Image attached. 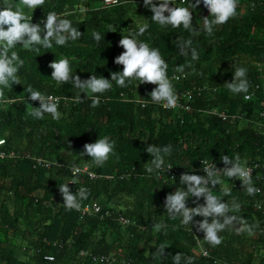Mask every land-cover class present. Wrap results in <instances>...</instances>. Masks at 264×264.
Masks as SVG:
<instances>
[{"label":"trees","instance_id":"1","mask_svg":"<svg viewBox=\"0 0 264 264\" xmlns=\"http://www.w3.org/2000/svg\"><path fill=\"white\" fill-rule=\"evenodd\" d=\"M5 3L0 0V6ZM15 3L19 5V0ZM190 3L173 0L176 7H189ZM190 10L193 26L200 31L199 36L191 37L199 55L195 61L190 52L180 55L176 45L177 40L190 38V33L182 26L161 27L153 22L143 0H119L116 5L106 0H45L34 10L24 8L32 23L55 12L69 19L82 36L64 46L54 41L51 48L35 45L39 51L22 45L12 49L24 64L18 71L21 84L5 88L6 102H0V139L6 141L0 145V264H173L176 253L192 257L194 264H264L263 169L252 177L253 185L260 189L256 195L249 196L240 180L226 176H222L224 183L212 188L215 195H223L225 186L231 189L223 200L230 203L235 198L241 204L234 214L248 225H258L254 235L246 229L239 234L235 228L228 229L220 233L223 242L213 247L203 239L202 231L183 225L179 218L171 219L164 209L166 195L186 187L179 183L182 173L204 175L200 160L224 166L221 156L227 155L239 156L246 164H264V0H238L237 15L215 26L211 35L203 31L208 10L202 2ZM145 23L148 29L138 39L159 49L175 92L207 86L194 92L189 110H167L151 103L149 94L155 85L136 80H126L128 86L123 88L112 81L110 90L103 94L86 91L81 93L84 102L74 103L71 97L80 90L51 78L49 64L68 58L72 72L82 80L91 75L110 79L112 72L122 71V65L114 63L123 52L118 46L121 36L137 32ZM93 31L104 38L97 43ZM188 63L192 67L183 73L176 71L177 66ZM236 67L247 69L250 99L245 93H231L224 85L232 81ZM181 74L184 77L172 78ZM29 86L58 98L59 120L47 113L43 119L30 115L39 101L28 98ZM92 95L100 97L98 107L90 106L87 97ZM138 100L150 102L142 106ZM104 136L115 141V148L103 166L80 156L85 143ZM149 144L172 146L164 171L146 173L144 164L152 159L144 151ZM73 165L86 166L95 176L73 173ZM63 184L73 194L86 187L89 194L81 207L96 202L100 211L66 210L59 192ZM193 199L189 198V207L196 206ZM203 202L201 198L199 203ZM118 217L129 222L122 224ZM159 222L167 228L158 232L154 225ZM165 242L167 255L154 256ZM201 250H208L207 255ZM98 255L111 261L92 260ZM181 264H185L183 259Z\"/></svg>","mask_w":264,"mask_h":264},{"label":"clouds","instance_id":"2","mask_svg":"<svg viewBox=\"0 0 264 264\" xmlns=\"http://www.w3.org/2000/svg\"><path fill=\"white\" fill-rule=\"evenodd\" d=\"M208 10V15L203 17V31L211 35L214 27L227 23L231 18L237 15L238 0H195L189 4V7L173 6V0H143L144 7L152 12L151 20L158 23L161 27L180 26L190 33V38L179 39L176 45L180 55L188 56L191 53V60L199 59L196 48L192 47V38L200 35V31L193 26V15L191 8H197L200 4ZM106 3L116 5L119 0H106ZM45 4V0H19V5L15 0H6V3L0 6V102H6L4 89L11 90L13 84H21L18 76L19 69L24 61L19 54L12 51L17 45H22L26 50L39 51L34 48L40 45L44 48H51L53 41L56 45L64 46L68 41H75L82 36V33L73 27L72 22L66 18H60L57 13L49 12L46 19L32 23L31 18L25 15L24 8L34 10ZM65 16L70 13H65ZM211 17L209 19L208 17ZM41 24L43 25L41 27ZM148 29V24L142 25L137 32H130L126 36H121L118 46L123 48L114 59V63L122 65V71L112 72L110 79L91 75L87 79H81L74 75L70 67L68 58L54 60L49 64L52 69L51 78L58 84H71L75 89L80 90L78 94L71 97L74 103H83L81 93L90 92L93 94H103L112 88V81H115L119 87H127L126 80L139 81V84H152L155 87L149 96L153 103L162 104L166 108H176L178 106V96L174 90L172 81L168 78L166 61L162 58L159 49L152 48L148 43L138 39ZM92 36L98 43L104 38L100 33L93 31ZM11 53V54H9ZM186 67H192L191 63L179 65L177 72L183 73ZM233 94H247L250 88V82L247 79V69L245 67H236L233 73L232 81L224 84ZM28 98L32 101H39V107H32L30 113L36 119H43L44 114H50L53 119L59 120L61 113L58 111V101L54 97L33 90L31 86L27 88ZM91 99V107H98L100 97L92 95L87 97ZM246 99L251 97L246 95ZM6 141L0 139V145ZM115 141L110 137L96 139L93 143H85L81 157L87 156L92 159L97 166H103L114 155ZM144 151L151 157V161L144 164L146 173L153 174L158 171H164L165 158L171 155L172 146H158L149 144ZM3 154L0 153V158ZM223 168H217L212 161L207 163L202 171L204 175L182 173L179 177L180 185L186 187H177L175 191L166 195L164 200V209L171 219L179 218L181 223L186 226L194 225L197 231L204 233V240L211 246H219L223 242L221 232L235 228L239 234L247 230L249 235H254L253 229L258 225H248L240 216L235 215L241 210V204L234 198L230 203L223 200V196L231 195V189L225 186L222 189L223 195H215L212 188L219 182L221 176L230 179H238L241 186L245 188L249 196L256 195L260 189L253 185L252 170L242 163L241 158L236 156L230 158L227 155L221 156ZM73 171H79L75 165ZM171 166L167 168L170 169ZM175 180V177H172ZM59 192L63 198V206L66 210H79L81 201L87 199L89 190L86 187L79 188L74 194L63 184L59 187ZM189 198L193 199L195 207L188 206ZM203 198V204L199 200ZM202 217L200 221H194V217ZM210 218V222H209ZM243 225V228L237 225ZM156 231L165 230L167 225L163 222L154 225ZM169 245L161 243L154 253V256L164 257L167 254L165 249ZM182 259L185 264H194L192 257H185L182 253L173 255V264H181Z\"/></svg>","mask_w":264,"mask_h":264},{"label":"built area","instance_id":"3","mask_svg":"<svg viewBox=\"0 0 264 264\" xmlns=\"http://www.w3.org/2000/svg\"><path fill=\"white\" fill-rule=\"evenodd\" d=\"M180 77H184V74L172 76V78H175V79H179ZM256 87H258V86H256ZM206 88H207V86L204 84L202 86L194 87L193 90H186V91H183L181 93H176L178 96V106L176 108H166L162 104L153 103L152 101H151V103L157 104V105L161 106L163 109H167V110H171V109L189 110L190 105H189L188 101L192 99L193 95L195 94L194 92L200 93L201 91L205 90ZM246 95L251 96L250 93L245 94V96ZM49 96L54 97L58 101L57 97L52 96V95H49ZM138 102H140L142 106H146V104L149 103L150 101L138 100ZM219 116H221L223 118L225 117V115L223 113H219ZM210 162H212V160H207V159L200 160L201 169L207 163H210ZM214 163H215V166L217 168H223L224 167V166L218 165L216 162H214ZM246 166L252 170V172H251L252 177H258L259 176V174H258L259 169L264 170V164H260L259 162H252V163L246 164ZM168 167L169 166L167 165V168ZM78 169L80 172H87L90 177L95 176V174L93 172L89 171L86 166H84L82 168H78ZM79 171H77V172H79ZM72 172L76 173L74 171H72ZM219 180H220V182H219L220 184L224 183V179H222V176L219 178ZM80 210H81L82 214L98 213L100 211V206L96 202H93L92 204H85L83 207L80 208ZM118 220L122 224H127L129 222L128 219H126L124 217H118ZM202 253H203V255H207L208 251L202 250ZM80 254L82 255V254H84V252L81 251ZM46 258L52 259L51 256H47ZM92 260H94L95 262H106L107 263V262L111 261V258L106 256V255H98V256H93Z\"/></svg>","mask_w":264,"mask_h":264},{"label":"rangeland","instance_id":"4","mask_svg":"<svg viewBox=\"0 0 264 264\" xmlns=\"http://www.w3.org/2000/svg\"><path fill=\"white\" fill-rule=\"evenodd\" d=\"M50 164H51L50 162L47 163V165H50ZM205 251H208V250H205ZM201 252H202V250H201Z\"/></svg>","mask_w":264,"mask_h":264}]
</instances>
